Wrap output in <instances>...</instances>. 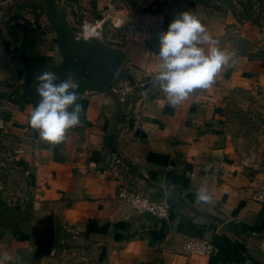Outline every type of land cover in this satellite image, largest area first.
Segmentation results:
<instances>
[{
    "label": "crops",
    "instance_id": "crops-1",
    "mask_svg": "<svg viewBox=\"0 0 264 264\" xmlns=\"http://www.w3.org/2000/svg\"><path fill=\"white\" fill-rule=\"evenodd\" d=\"M56 2L63 20L69 14L110 16L108 0ZM218 10L212 0H166L159 22L147 14L140 17L145 23L131 17V32L117 33L118 41L108 46L122 52L123 79L99 91L74 81L81 124L59 144L42 141L31 128L34 107L21 88L24 63L34 89L37 77L59 63L54 34L46 23L0 22V131L12 140L6 161L27 176L30 190L27 203L0 196V264H56V252L69 247L85 250L97 264H264V202L251 199L264 183V163L240 150L231 107L253 95L264 105V40L238 51L220 36L224 18ZM183 11H193L217 42L198 46L205 53L211 46L235 52L229 61L235 63L208 89L171 106L155 79L158 35ZM110 153L127 172L109 169ZM121 185L151 199L166 195L169 218L129 209L116 196ZM201 188L209 203L197 200ZM49 212L54 244L49 255L35 256L30 231ZM191 235L207 237L211 254L181 251Z\"/></svg>",
    "mask_w": 264,
    "mask_h": 264
},
{
    "label": "rangeland",
    "instance_id": "rangeland-1",
    "mask_svg": "<svg viewBox=\"0 0 264 264\" xmlns=\"http://www.w3.org/2000/svg\"><path fill=\"white\" fill-rule=\"evenodd\" d=\"M165 1L108 0L110 16L105 17V21L120 13L124 19L122 30H125L123 33L125 35L131 32L129 31L133 26L130 22L131 17L136 22L145 23L146 21L140 20V17L147 14L146 17H156L157 20L154 21L159 22L160 11ZM212 3L219 8L218 12L222 13L224 18L222 26L224 31L220 36L231 41L238 51L250 50L252 43L264 40V0H212ZM0 22L6 26L32 22L36 27L46 23L50 27L43 0H0ZM138 26L136 23L135 27ZM117 35L113 33L108 39L118 41ZM109 44L113 43L106 41V46ZM255 97L256 95L241 96L239 100L231 103V107L236 108L232 112L237 122L236 132L241 137L240 150L248 159L264 163V105L262 102L258 104ZM241 105H244V108ZM5 138V134L0 131V196L2 199H10V204L11 200L15 202L21 200L19 203H24L30 197L28 178L17 169L13 160L6 161L12 140ZM56 257V264H97L85 250L70 247L57 251Z\"/></svg>",
    "mask_w": 264,
    "mask_h": 264
},
{
    "label": "clouds",
    "instance_id": "clouds-1",
    "mask_svg": "<svg viewBox=\"0 0 264 264\" xmlns=\"http://www.w3.org/2000/svg\"><path fill=\"white\" fill-rule=\"evenodd\" d=\"M82 35L85 39L90 36L86 31ZM158 40L161 63L155 79L160 82L171 106L180 104L196 89H208L222 69L235 63L234 60L229 63L235 52L230 56L211 46L205 53V49L198 46L217 42L207 34L206 27L193 11L177 14L167 30L159 33ZM37 79L38 102L30 114L29 124L38 130L42 141L59 144L65 140L68 130L81 124L83 107L79 103L82 97L78 84L72 79L60 80L54 71H44ZM197 200L209 203L211 197L201 188Z\"/></svg>",
    "mask_w": 264,
    "mask_h": 264
},
{
    "label": "water",
    "instance_id": "water-1",
    "mask_svg": "<svg viewBox=\"0 0 264 264\" xmlns=\"http://www.w3.org/2000/svg\"><path fill=\"white\" fill-rule=\"evenodd\" d=\"M43 1L60 56L59 63L51 71L56 72L60 80L70 78L73 81L83 82L88 90L99 91L111 81L123 79V71L120 67L123 56L121 51L110 48L97 40L88 41L80 49L72 40L56 0ZM22 73L21 88L24 97L32 107H35L38 102V94L35 93L36 89L31 85L25 63ZM30 232L34 240V255H49L55 238L52 213L49 212L38 219Z\"/></svg>",
    "mask_w": 264,
    "mask_h": 264
},
{
    "label": "built area",
    "instance_id": "built-area-1",
    "mask_svg": "<svg viewBox=\"0 0 264 264\" xmlns=\"http://www.w3.org/2000/svg\"><path fill=\"white\" fill-rule=\"evenodd\" d=\"M64 22L70 31L73 42L76 44L87 43L90 40H97L104 45H106V41L108 40L111 43H116V40H110L108 36L123 31L122 29L124 26V19L120 13L111 16L107 22L105 21V17H78L69 14L64 19ZM85 31L90 34L88 39H85L82 35ZM1 123L0 118V127ZM106 163L110 167L109 169L114 173L118 171H128V167L124 161L114 153L109 154ZM116 196L121 199L129 209L136 213L148 214L159 221H166L169 218L171 207L170 200L164 194L156 199H151L138 191H133L127 185H121ZM251 199L259 203L264 202V183L260 184L258 188L253 191ZM180 249L188 254L209 255L212 252V243L207 237L191 235L183 238Z\"/></svg>",
    "mask_w": 264,
    "mask_h": 264
},
{
    "label": "trees",
    "instance_id": "trees-1",
    "mask_svg": "<svg viewBox=\"0 0 264 264\" xmlns=\"http://www.w3.org/2000/svg\"><path fill=\"white\" fill-rule=\"evenodd\" d=\"M83 44H85V43H83ZM84 46V45H83ZM83 46H79V48L80 49H82L83 48ZM112 82H114V80L113 81H111L106 87H108Z\"/></svg>",
    "mask_w": 264,
    "mask_h": 264
}]
</instances>
